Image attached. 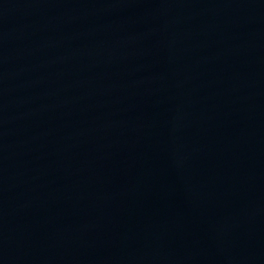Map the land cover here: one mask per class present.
I'll return each mask as SVG.
<instances>
[{
	"label": "water",
	"instance_id": "95a60500",
	"mask_svg": "<svg viewBox=\"0 0 264 264\" xmlns=\"http://www.w3.org/2000/svg\"><path fill=\"white\" fill-rule=\"evenodd\" d=\"M0 264H264V0H0Z\"/></svg>",
	"mask_w": 264,
	"mask_h": 264
}]
</instances>
